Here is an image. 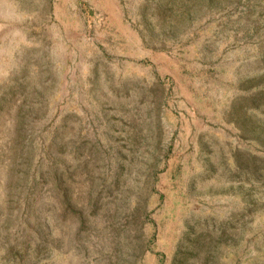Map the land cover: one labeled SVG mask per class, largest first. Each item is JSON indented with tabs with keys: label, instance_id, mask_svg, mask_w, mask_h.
Wrapping results in <instances>:
<instances>
[{
	"label": "rangeland",
	"instance_id": "1",
	"mask_svg": "<svg viewBox=\"0 0 264 264\" xmlns=\"http://www.w3.org/2000/svg\"><path fill=\"white\" fill-rule=\"evenodd\" d=\"M0 264H264V0H0Z\"/></svg>",
	"mask_w": 264,
	"mask_h": 264
}]
</instances>
